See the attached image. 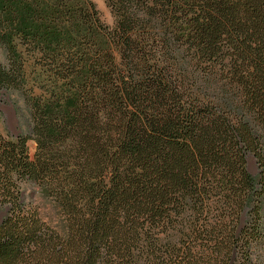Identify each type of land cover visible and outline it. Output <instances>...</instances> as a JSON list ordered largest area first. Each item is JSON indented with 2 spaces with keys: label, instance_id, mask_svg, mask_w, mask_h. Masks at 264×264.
Masks as SVG:
<instances>
[{
  "label": "trees",
  "instance_id": "16d2710c",
  "mask_svg": "<svg viewBox=\"0 0 264 264\" xmlns=\"http://www.w3.org/2000/svg\"><path fill=\"white\" fill-rule=\"evenodd\" d=\"M106 2L0 0V264H264V0Z\"/></svg>",
  "mask_w": 264,
  "mask_h": 264
},
{
  "label": "rangeland",
  "instance_id": "374dc122",
  "mask_svg": "<svg viewBox=\"0 0 264 264\" xmlns=\"http://www.w3.org/2000/svg\"><path fill=\"white\" fill-rule=\"evenodd\" d=\"M100 14L101 19L109 24L113 25L114 18L106 0H92ZM4 48L0 46V61L7 62L8 56L4 52ZM0 129L4 135L18 136L20 134H26L29 130V123L22 115V111L17 104H15V96L8 90L2 89L0 91ZM28 147L30 154L33 156L36 151V142L33 139L28 141ZM248 169L254 176L260 174L261 168L259 162L253 154L248 156ZM36 191L28 188L24 195L25 201H30L35 198ZM4 212L0 213L1 217Z\"/></svg>",
  "mask_w": 264,
  "mask_h": 264
}]
</instances>
